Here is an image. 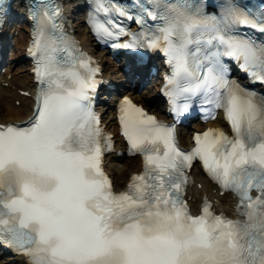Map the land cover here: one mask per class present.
Returning <instances> with one entry per match:
<instances>
[{
  "label": "snow or ice",
  "instance_id": "snow-or-ice-1",
  "mask_svg": "<svg viewBox=\"0 0 264 264\" xmlns=\"http://www.w3.org/2000/svg\"><path fill=\"white\" fill-rule=\"evenodd\" d=\"M89 8L105 45L163 54L173 120L123 97V133L144 170L113 191L103 169L112 137L95 110L102 69L53 0H30L36 107L22 126L0 124V246L28 264H264V91L233 74L235 64L264 84V0H90ZM221 111L231 134L207 127L181 146L177 123ZM197 161L238 194L246 219L217 213L207 198L192 214L185 194Z\"/></svg>",
  "mask_w": 264,
  "mask_h": 264
},
{
  "label": "bare ground",
  "instance_id": "bare-ground-1",
  "mask_svg": "<svg viewBox=\"0 0 264 264\" xmlns=\"http://www.w3.org/2000/svg\"><path fill=\"white\" fill-rule=\"evenodd\" d=\"M79 5L78 0H66V9L71 11ZM82 22H74L73 26L76 33L78 34L81 44L91 52H96V44L87 32V29L81 25ZM22 27V30L17 31V35L13 36L15 48L11 53L9 60L4 64L6 66L5 73L0 76V123L8 122L12 120H20L25 117L30 110L31 100L23 94H20V90L32 91L33 83L29 75V68L23 64H17L15 69H12L14 64L13 60L16 54L19 53L22 43L26 38V30L28 29L25 25L15 23L11 29H17ZM18 49V50H17ZM13 56V57H12ZM97 58L101 61L104 66L105 76L111 78L114 84H119L124 77L123 67L113 62L109 56L103 52L98 51L96 53ZM11 73L10 78L8 74ZM6 83V84H4ZM158 81H154L152 90L143 91L137 93V89L126 87L124 93L130 94L135 100L142 103L150 109L152 112L161 114L163 108L159 105V98L156 94L158 89ZM119 97H113L112 100L104 102L100 105V109L103 110L104 121L108 128L114 129L116 124L115 111L111 110V106L117 104L116 99ZM18 100L19 104L15 105L14 101ZM113 104V105H112ZM110 108V109H109ZM219 120L216 119L213 124H218ZM199 128V127H198ZM184 128L180 129L179 138L181 142L189 141L190 136L185 132ZM116 148L124 149L121 141H117ZM122 157L117 153L110 154L107 157L106 168L112 174L114 183L119 186L122 179L128 180L132 172H138L140 170V159L134 157H123V163L119 164V160ZM120 158V159H119ZM192 173L195 176L194 184L188 190V196L193 205L196 202H200L203 195H207L215 201L217 211L224 210L228 213L232 212L233 202H231V196L229 194L220 195L218 189L209 182L198 169H193ZM201 184V187L198 185ZM8 255L0 253V264H8ZM12 264H25L20 259H16V262Z\"/></svg>",
  "mask_w": 264,
  "mask_h": 264
},
{
  "label": "rangeland",
  "instance_id": "rangeland-1",
  "mask_svg": "<svg viewBox=\"0 0 264 264\" xmlns=\"http://www.w3.org/2000/svg\"><path fill=\"white\" fill-rule=\"evenodd\" d=\"M77 17L79 16V14H75ZM20 28V27H19ZM13 48H14V45L12 46V47H9V49H7V53H6V56H5V59H6V61L9 59V57L11 56V53H12V51H13ZM20 63V61L19 60H16V61H14V66H13V68L12 69H15V67L17 66V64H19ZM6 68V66H3L2 67V69H1V74H4L5 72H4V69ZM8 76H9V74H8ZM150 91V90H152V85L151 84H148V82H146L145 83V85H143V87H142V89L141 90H139L138 92L140 93H142L143 91ZM123 159L124 158H121L118 162H119V164H122L123 163ZM122 184V182H120V185Z\"/></svg>",
  "mask_w": 264,
  "mask_h": 264
}]
</instances>
